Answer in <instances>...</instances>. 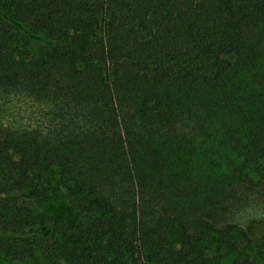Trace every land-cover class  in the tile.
Wrapping results in <instances>:
<instances>
[{"label": "trees", "instance_id": "16d2710c", "mask_svg": "<svg viewBox=\"0 0 264 264\" xmlns=\"http://www.w3.org/2000/svg\"><path fill=\"white\" fill-rule=\"evenodd\" d=\"M11 91L76 117L0 128V264L264 261V221H227L264 191V0H0ZM63 191L72 225L35 211Z\"/></svg>", "mask_w": 264, "mask_h": 264}, {"label": "rangeland", "instance_id": "374dc122", "mask_svg": "<svg viewBox=\"0 0 264 264\" xmlns=\"http://www.w3.org/2000/svg\"><path fill=\"white\" fill-rule=\"evenodd\" d=\"M231 60L234 61L235 57H232ZM59 111L53 102H38L28 92L11 91L6 94H0V128L21 130L42 127L45 130L46 128L55 129L57 123L63 122V115L67 117L72 115L74 119L76 117L65 112H60L58 115ZM75 122L73 123L75 124ZM73 123L66 122L65 125L68 124L71 128L77 130L81 128ZM12 160H16V158L10 154L8 161ZM53 181L54 186L61 182L58 170L54 172ZM237 200L238 202L229 209L227 214V221L230 225L243 229L253 220L264 221V191L259 189L249 191L247 194L240 195ZM35 211L37 214L60 216L66 219L69 225H72L65 191L57 193L51 201L36 206ZM72 247L67 239L59 242L60 260L58 264H71L70 254ZM207 256L208 264H264L261 254L255 245H248L244 243L243 239H240L238 251L213 247L208 251ZM17 264H50V262L46 254L37 252L25 262Z\"/></svg>", "mask_w": 264, "mask_h": 264}]
</instances>
